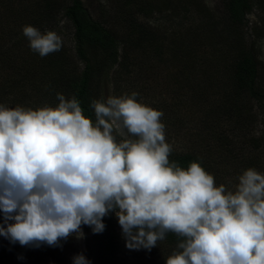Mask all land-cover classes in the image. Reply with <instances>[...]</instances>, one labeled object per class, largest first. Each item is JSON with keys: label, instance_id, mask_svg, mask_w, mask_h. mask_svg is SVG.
I'll list each match as a JSON object with an SVG mask.
<instances>
[{"label": "clouds", "instance_id": "1", "mask_svg": "<svg viewBox=\"0 0 264 264\" xmlns=\"http://www.w3.org/2000/svg\"><path fill=\"white\" fill-rule=\"evenodd\" d=\"M22 31L41 57L61 50L53 31ZM138 95L93 99L95 121L75 95L36 110L0 104V236L62 247L82 226L102 233L114 213L129 250L177 236L165 264H264V174L249 168L230 189L198 162L170 161L164 114Z\"/></svg>", "mask_w": 264, "mask_h": 264}, {"label": "trees", "instance_id": "2", "mask_svg": "<svg viewBox=\"0 0 264 264\" xmlns=\"http://www.w3.org/2000/svg\"><path fill=\"white\" fill-rule=\"evenodd\" d=\"M146 1L149 3V0ZM171 2L162 0V5L156 8L161 11L171 8L174 11ZM191 4L201 14L198 37L194 33L187 37L175 32L166 34L158 27L139 22L130 13L126 14L125 20L116 23L117 19L110 21L103 15L94 18L83 0H0V26L13 15L20 19L15 25L11 24L15 20L8 22L11 29L8 31L16 35L12 47L0 46V73L5 74L0 79V104L9 108L22 106L36 110V103L42 107H56L59 103L57 93L66 98L75 95L85 117L95 121L91 101L102 99V90L108 94L111 88V96L118 94L121 90L118 86L129 82L125 71L130 73L134 70V67L130 69L134 59L142 63V75L158 70L162 65L173 64L181 72L178 76L186 80L183 83L177 80L178 76L175 78L179 93L205 103L203 109L193 112L196 116L197 112H202L201 128H204L207 139L204 140V153L173 151L170 161L178 162L185 169L191 162H198L215 179L218 178L217 158L229 167L241 164L261 168L264 164V131H259L261 134L256 136L255 131L259 129L254 124L258 122L264 127V79L259 57L254 46L246 41L244 28L246 17L255 10H259L264 17V0H221L222 13L219 15H213L199 2ZM24 13L28 14L27 26L35 27L41 33L53 30L61 15L72 27L74 56L65 44L60 51L45 57L29 48L26 52L31 57L36 54L40 58L35 69L25 68L19 54L13 52L22 43L29 44L22 31ZM99 13L102 14L101 11ZM16 29H21L20 33ZM257 31L256 36L264 37V29ZM6 58L11 61L10 64ZM184 85H187L186 89ZM177 116L173 114L170 118L168 115L167 125L178 131L185 129ZM224 125L234 127L225 128ZM221 126L225 130H221ZM238 142H241V147H237ZM103 222L106 228L99 234H93L91 228L82 226L90 264H122L119 259L122 254L133 258L148 254L150 264H165L179 242L177 236L169 233L151 251L129 250L115 214L110 213ZM0 224H3L2 213ZM61 244L62 247L46 244L39 248L25 246L31 256L18 257L13 264H73L63 241ZM12 247V243L0 236V260L5 256L1 251H10L8 248Z\"/></svg>", "mask_w": 264, "mask_h": 264}, {"label": "rangeland", "instance_id": "3", "mask_svg": "<svg viewBox=\"0 0 264 264\" xmlns=\"http://www.w3.org/2000/svg\"><path fill=\"white\" fill-rule=\"evenodd\" d=\"M194 2L196 4L199 2L207 9H210L213 15H219L222 13L221 0H172L171 6L174 8V11H172L171 8L169 10V8L166 7L167 11L158 10L156 7L157 5H162V0H149V3L146 0H83L84 6L94 18H99V15H103L110 21L117 19L115 21L116 23L117 21L121 22L125 20L127 18L126 14L130 13V15L135 16L139 22L144 23L146 26L158 27L166 34L175 32L176 35L187 37L194 33V36L198 37L201 32L200 23H202V19L201 14L196 12L194 10L195 7L191 4ZM140 10L142 13L147 12V14L142 15L139 12ZM100 11L102 14L99 13ZM119 12H122V14L120 15ZM60 16L58 17V22L54 24L52 28L53 30L51 31L55 32L62 38L63 44H65L70 50V54L74 56L72 27L63 17ZM22 17L23 27L27 26L28 21L26 18L28 17V14L24 13ZM246 18L247 24L244 28L245 38L248 44H252L254 46V50L261 63L262 78L264 79V37L255 35V31L259 29L263 31L264 17L259 10H255L254 13L249 14ZM10 20H15L11 22L13 25L20 22V19L15 15H13ZM8 22H1L0 26L2 31L1 34L4 33L2 35L0 34V46L3 45L2 47L6 46V48L12 47L11 44L16 39L15 33L13 31H8L11 30L8 28ZM21 29H16V31L20 33ZM167 42L168 40L166 43ZM22 44L13 52L15 54H19V60L23 63L25 68L28 67L35 69L36 61L40 57L36 54H33L34 57H31V55L26 52L30 48L28 47L29 44ZM21 46H23V48ZM15 59L17 60L18 58L16 57ZM5 60L10 64L11 61L8 58ZM131 64L130 69L134 67V70L130 71V73H128L127 70L125 71V74H127V76L129 75V82L123 84L121 83V85L118 86L121 90L114 96L119 97L123 94L130 95L132 92L138 93L139 98L137 102L149 106L154 110L163 112L164 115L161 118V122L165 125L166 142L172 145L173 151H194L197 153H204V140L205 138L207 139L204 128H201V121L204 117L201 114L202 112H197L198 116H196L193 111L203 109V105H205V103L203 100H197V98L192 100L189 95H181V93H179L180 88L178 84H176L175 80V78L181 74L179 68H174L173 64H169L167 66L162 65L160 69H153L152 72L147 71L145 75H142V63L134 59ZM3 77H5V74L0 73V79ZM177 80L186 83V80L184 81L179 76L177 77ZM184 87L186 89L187 85H184ZM108 91L109 93L106 94L102 90L101 97L106 99L111 96L110 93L112 92V89L110 88ZM181 91L184 90L181 89ZM35 106L37 109L42 107L39 106L38 103H36ZM190 107H192V111H190ZM205 107H207V105ZM255 110L258 112L256 107ZM173 114L176 116L177 114H180L177 117L180 118V121L185 126V129L178 131L174 127L167 125V116L169 115L171 118ZM231 123L235 125L233 121H231ZM254 125L259 129H256L255 131L257 132L255 135L258 136L261 134L259 131H264V127H262L261 123L258 122ZM206 126H209V124L206 123ZM221 127V130H225L226 127L232 128L234 126L224 125L225 128L223 126ZM235 133H237L236 129ZM119 139L121 138L118 137V140ZM241 145V142H238L237 147H241ZM218 160L219 158H217L215 162V166L218 168L216 173L218 178L215 179L217 186L224 184L231 189L237 183L236 177L242 175L244 171L251 168L249 166L245 167L241 164L229 167L225 163H221ZM254 169H256L259 173L264 174V164L261 168L257 167ZM229 181H231V183H229ZM5 240L9 241L8 239ZM63 243L69 259L72 260L75 255L80 253H83V255L87 258V245L84 238L78 240L75 236H73L66 242L63 241ZM13 245L14 247L8 248L10 251H1L5 254V256L2 260H0V264H13L14 260L18 257L28 258L31 256L30 251L25 250V246H21L18 242ZM161 251L162 250L159 252ZM147 255L148 254H141L140 257L133 258L122 254L119 255V259L122 264H150L148 262Z\"/></svg>", "mask_w": 264, "mask_h": 264}]
</instances>
